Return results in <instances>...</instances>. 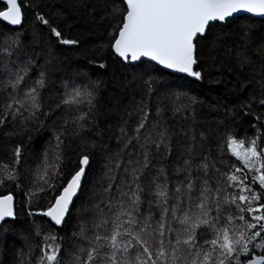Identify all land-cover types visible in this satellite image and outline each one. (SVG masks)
<instances>
[{"label": "snow or ice", "instance_id": "6c2138e0", "mask_svg": "<svg viewBox=\"0 0 264 264\" xmlns=\"http://www.w3.org/2000/svg\"><path fill=\"white\" fill-rule=\"evenodd\" d=\"M33 2L0 0L5 26L0 31V128L10 129L5 137L30 138L45 127L41 117L68 109L78 115L54 130L55 143L28 169L32 179L27 185L21 171L24 144L14 143L12 163L0 166V239L22 219L27 252L22 250L21 257L27 264H264V123L244 137L226 121L198 130L201 101L174 89L164 91L155 113L151 104L167 77L202 80L204 72L197 69L208 54L215 60L221 48L233 54L241 70L255 63L251 53L264 61V32L255 28L256 18L264 22V0H106L95 21L106 25L105 42L92 51L107 53L126 69L127 85L142 81L144 95L125 102L127 118L118 125L117 150L106 154L70 236L59 229L72 215L91 164L90 150L97 147L86 134L103 139L96 129L105 82L79 72V83L64 80L62 91H49L60 70L56 47L79 46L82 37L65 36L63 28L73 26L69 13L50 3L48 12L37 4L31 32L21 31L24 9ZM71 8L74 15L83 8L96 16L85 0H71ZM255 83L259 97L253 92L239 109L226 110L233 121L241 113L254 115L257 100L264 105V70ZM246 87L240 84L241 90ZM255 119L264 121V114ZM69 137L81 140L79 152L70 151V141L66 146ZM37 247L40 254L33 260Z\"/></svg>", "mask_w": 264, "mask_h": 264}, {"label": "trees", "instance_id": "16d2710c", "mask_svg": "<svg viewBox=\"0 0 264 264\" xmlns=\"http://www.w3.org/2000/svg\"><path fill=\"white\" fill-rule=\"evenodd\" d=\"M24 3H28V0H23ZM86 3L96 8V16L93 18L89 16L86 9L81 8L78 15L72 14L71 0H34L32 8H25V22L21 31L31 32V25L34 23V13L37 11L36 5L39 4V11L48 12L47 5L50 3L54 6H59L64 11L69 13V23H72V28H63L65 36L69 38H81V44L79 46H57L56 52L60 57L59 71L54 76V85L50 88V92L55 93L62 91L61 82L64 80H79L76 76L79 72H86L93 79H103L104 87L101 89L99 96V104L102 105V115L98 121V130L103 137L101 140L95 135L94 132L87 133L88 139L97 141V147L91 151V164L88 168L87 175L85 177L83 189L79 197L75 201V207L73 208L72 215L68 220L67 225L62 229H59L60 235L70 236L73 230V226L76 224L77 209L81 203L88 200L93 185L97 178L102 174V170L105 163V157L108 152L115 153L117 150V143L115 136L119 135L118 125L122 119L127 118L124 110L125 102L130 100L133 96L139 99L144 95L143 82L137 80L132 85H127L125 77L131 79L128 75V71L108 57L107 53L103 56H97L93 51L94 45H99L105 42L106 25L103 23H96L99 20L100 14L104 11L102 5L106 3V0H85ZM55 8H53V11ZM78 21V22H77ZM58 22V21H57ZM4 23L0 22V31H4ZM11 27V26H10ZM255 28L257 33L264 32V22L259 18H256ZM41 33H45L46 29L42 26L39 27ZM235 35L228 38V42L235 40ZM30 40V36L25 37V42ZM213 54H208L205 58L201 68L197 70H203L204 78L202 80H195L194 78L185 77L182 74L176 76L167 77L165 83L162 86H158L156 89V95L152 97V110L155 113V107L163 95L164 91L168 89H174L179 91H185L189 95L196 97L200 104L196 106V127L198 130L208 131L217 127L219 121H226L231 124L236 130L239 136H251L255 133L256 128L259 127V123L255 119L256 115L264 114V105H260L257 102L253 104L254 115H238L235 121L226 110L239 109V106L247 102L251 93L255 92L259 97L258 86L255 81L258 78L260 72L264 70V61L261 60L258 53H251L255 63L251 67H245L243 70L237 67L233 60V54L229 53L227 48H221L214 53L216 59H212ZM93 59L96 63L89 64L88 60ZM100 62H106L107 67L100 69L98 64ZM219 68L220 72L216 69ZM231 68V72L228 71ZM139 71V70H134ZM35 75V74H34ZM237 77L239 78L237 80ZM219 80V82H217ZM251 81V83H248ZM246 83L248 87L241 90L240 84ZM117 100L120 104H117ZM167 104V100L161 101ZM87 109L85 108L84 111ZM78 113L73 112L71 109L67 111H58L52 115L50 119L41 117L45 122V127L39 132H33L31 137L19 136V137H5L4 132L10 131L9 128H0V166L3 164H11V149L15 142H23L24 144V160L25 163L22 166L21 171L28 176V180H24V184L27 185L29 180L32 179L28 169L33 167L39 159L40 153L47 148L49 143H55L54 130L67 118L69 121ZM170 116L171 113H168ZM169 123L177 127L180 126L177 120H169ZM187 127V124H183ZM255 126V127H254ZM69 131L72 129L71 123H69ZM71 143V150L79 152L81 140H71L69 137L66 140L67 144ZM103 145V147H101ZM233 163L238 162L232 158ZM16 200L19 204L21 201V195L16 194ZM43 203V201H41ZM37 220H40L37 217ZM23 220H17L16 228L10 231L5 239H0V264H27V257H21V251L27 252L25 242L21 236V226ZM55 231V229H53ZM35 244L39 243V240L34 241ZM67 244V240L65 241ZM40 254L39 248L35 249V256ZM67 259V257H65Z\"/></svg>", "mask_w": 264, "mask_h": 264}, {"label": "water", "instance_id": "95a60500", "mask_svg": "<svg viewBox=\"0 0 264 264\" xmlns=\"http://www.w3.org/2000/svg\"><path fill=\"white\" fill-rule=\"evenodd\" d=\"M80 195V194H79Z\"/></svg>", "mask_w": 264, "mask_h": 264}]
</instances>
